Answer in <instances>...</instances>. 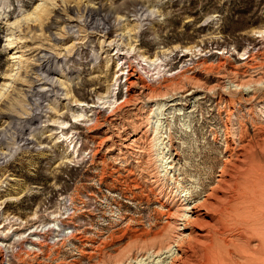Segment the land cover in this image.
Masks as SVG:
<instances>
[{
	"label": "rangeland",
	"instance_id": "374dc122",
	"mask_svg": "<svg viewBox=\"0 0 264 264\" xmlns=\"http://www.w3.org/2000/svg\"><path fill=\"white\" fill-rule=\"evenodd\" d=\"M226 72L252 81L242 95L224 79L231 120L215 91L186 95ZM141 82L159 94L180 86L187 100L118 108ZM133 122L150 142L123 157L105 139ZM259 123L264 0H0V264L135 254L164 230L169 201L211 183L225 132Z\"/></svg>",
	"mask_w": 264,
	"mask_h": 264
},
{
	"label": "bare ground",
	"instance_id": "6f19581e",
	"mask_svg": "<svg viewBox=\"0 0 264 264\" xmlns=\"http://www.w3.org/2000/svg\"><path fill=\"white\" fill-rule=\"evenodd\" d=\"M133 75L132 72L127 74L129 77ZM228 75L230 72L219 76L218 82L210 87L195 83L186 95L215 91L217 106L231 120L235 105L233 99L222 96L224 79L229 78L231 91H240L242 95L251 90L252 81L245 82ZM133 84L130 82L128 88ZM171 92L159 94L141 82L135 93L127 92L118 108L134 106L139 99H170L172 102L177 99L187 100L184 95H180L183 93L180 86L172 88ZM156 104L158 106L153 113L157 115L162 106ZM109 116L113 125H119L121 120L115 113ZM97 117L94 125H97ZM121 123L120 127L123 129L129 127L128 124L125 126ZM133 124L135 126L129 128L132 132L123 130L122 134L110 133L105 139L111 142L110 148L117 147L123 157L145 152L150 142L149 129L144 128L142 123ZM223 141L224 158L211 183L195 192L181 190L182 194L177 199L166 204L167 221L164 230L152 238L136 243L135 254L111 261L110 264H148L156 258L161 259L164 264H264V123L250 126L242 124L237 135L225 132ZM176 154L169 161L171 165ZM145 174H149V169ZM149 178L148 183L155 188L154 184L156 186L158 179L154 172L149 174ZM159 192L163 193L161 189ZM33 235L40 237L39 234ZM33 241L32 239L28 243L37 244ZM39 248L40 246L38 250ZM3 255L6 256L4 252Z\"/></svg>",
	"mask_w": 264,
	"mask_h": 264
}]
</instances>
